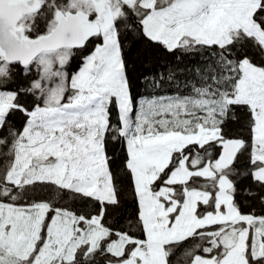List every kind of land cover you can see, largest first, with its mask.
<instances>
[{"label": "snow or ice", "instance_id": "obj_1", "mask_svg": "<svg viewBox=\"0 0 264 264\" xmlns=\"http://www.w3.org/2000/svg\"><path fill=\"white\" fill-rule=\"evenodd\" d=\"M0 264H264V0H0Z\"/></svg>", "mask_w": 264, "mask_h": 264}]
</instances>
